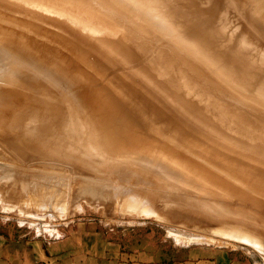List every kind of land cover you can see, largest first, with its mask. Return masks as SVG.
<instances>
[{
    "label": "rangeland",
    "instance_id": "1",
    "mask_svg": "<svg viewBox=\"0 0 264 264\" xmlns=\"http://www.w3.org/2000/svg\"><path fill=\"white\" fill-rule=\"evenodd\" d=\"M22 1L23 0H11V1L10 0H7V1L6 0H0V18L2 17L0 19L1 20L0 24L2 23L1 24L2 26H0V29L2 30L3 28H5L3 30V31H5L7 28V31H10L9 28H11V29H14L13 31H15L16 29L19 28L18 30L20 31V33L18 30H16V31H18L19 34L15 31L17 33V39L19 38L20 35H22V37H20V39L15 40L16 36L13 37L12 35L13 34L16 35V33H13V31L12 32L10 31V32H4V34H3V32L1 33V30H0V34L4 35V36H2L3 39L9 33L11 34L12 38L10 40V44L12 47L9 44L10 38H8L10 36V34L8 37L6 36L7 39L5 37L6 42H7V40H8V42L6 43L2 39L1 40L2 43H0V46H3L4 44H9V45H6V47L8 50H10V48L12 50L13 46H14V48L15 47L18 48L19 46L17 43H21V41L23 42L24 39H26V42L25 41H24L25 43L23 42L24 44L21 43L24 46L26 43H28L27 42V39H28L30 44L28 43L25 46H28V45L31 46V44L33 45L36 42L35 43L36 48H35V46H32V47L28 46V47L29 48L34 47L36 50L34 48H33V50H35V53H37V54H38V52L41 51L38 55L37 54L36 55L38 56V58L43 57L47 62H49L47 65L46 64L47 62L44 61V59L41 60V61H44V64H46L47 67L50 66L51 64H54L53 61L57 57H59V58L55 60L56 62L59 59H61L62 57L64 59L68 60L72 64V66L69 67L68 72H71V76L76 75V77L74 76L76 78V80H74L75 78L73 77L74 79L73 78L71 79L73 82L72 81L70 82V85L73 87V89H72L73 91L71 90V93L72 94L76 93V94H74V96H73V97H75V99L74 98L72 99V97H70V95H68V98H70L69 99L70 101L68 99L64 100V98H62V97L59 98L58 96H52L49 98V100L48 99L46 100L47 103H45V104L40 103V102H34V104H30L28 106L25 105V107H24V106H22V105H24V101H22L23 102V104H22V102H18V100H15L17 102H11V105L9 103V106H8L9 108H7V109H5V107H4V105H6V103L3 105V108H4L3 112L9 111V113L6 115V117L9 119H5V120H9L8 123L10 125L8 123H3L4 121L3 122L0 121V123H1V125H0V129H1L0 130V234L8 236V237H12V238L23 237L25 239H32L34 237V238H41L43 240H54V239L63 237L64 235L72 234L75 231L82 229V230H86L87 232L88 231L89 232L90 231H98L101 234H104L106 238H109L110 240H113L117 243H120L121 249L123 252L132 254V253H138L140 251H145L147 254H149L153 257L154 264H206L209 261L216 263V264H264V188H263L264 187V180H263L264 179V165H263V162L261 163V160L263 161L264 157H261L259 155L260 158H263V159H260V158H256V155H254L255 157L253 155H252V157L247 156L249 154L246 155L248 158L245 155L243 156L242 154L244 152L246 153L249 150V152L251 154L252 151H250V149H247L245 146H243V149L245 147V149L247 151H243L242 147H241L242 144L238 143L240 141H236L237 138H234V139H236V140H234V139H231L229 136L226 137L225 134L224 135L226 137V141L229 140V142L227 141L228 143H230V141L233 140L231 143L236 141L235 143H238L239 145L241 144V146H240V151H239V148H237L239 145L237 147H235V143H233L234 148L235 149L237 148L238 152H235V151H237V149H236L233 152L234 155L229 154V153H224V152H229L232 149L231 147H233V145L232 144H229L230 146L228 145V147L231 148V149L229 148L230 150H228V147H227L228 151H226V150L222 151L223 148H222V150H220L217 146L218 145L217 143H219L218 140H217L218 141L217 143L215 142L216 140L211 142L212 141L211 139H215L216 137L218 139V136H216L215 134L210 136L211 132H212V134L214 133V131H212V129L210 127L205 126V128H207V130H206L204 128V126H201L207 132L211 131V132H208L209 133L208 135H206V136H210L209 138L206 136H203V134L205 133L204 129L200 131V129H202V128H199L200 126L197 125V123H198L197 121H196L197 123H194L192 118H189L188 116L185 117V115H183V114L177 115L176 110L179 108V106H174L175 104H171L172 105V107H171V106H169L170 103H169V105H168V103H166L168 101V99L170 98V96H168L169 95L168 92L166 93L167 90H169V91L173 90V92H176L180 95H184V96L186 95L185 96L186 99L187 98L189 100L191 99L190 101L195 99L199 103V106H197V107L200 109H197V111L203 110V112H202L203 114H204V112L209 114V115L212 114L209 117H211V118L213 117L212 118L214 120V122L212 121L213 124H215V122H216L217 124H215V125H218L219 124L218 122H221L220 124L222 125V123H223L222 120L226 118V117H224L225 116L224 114H226V113H224L222 111H224L225 109H228L230 107L227 106L226 104L225 105L219 104L218 108H214L211 106L209 107V105L207 106V104L201 99L202 95L200 94L201 97H199L198 93L196 94V93H194V91H192V89H191L192 85L190 83H193L196 87L198 86L197 84H195L193 78L181 77L186 82H189V85L185 82L180 81V80H177V82H176V81L170 79V82H168L167 83L168 85H166L167 90H166V88L161 89L159 87H156V85H154V84H157L159 82L160 78H162V77L165 78V76L161 77L160 73L158 74V72H160V70L162 68H164V70L171 69L170 71L174 72L173 75L176 77L178 76V73H176V70L180 71L181 74H183V75L190 76V74H192L195 77L194 73L190 70V68H188V71H190L192 73H189L188 71H186L188 66L185 65L183 62H182L183 64L180 62V61H182L181 59L185 60V58L180 57L181 59H179L180 61H178L173 57L174 60H176L180 64L181 70H182L181 71L180 69H178L176 67V64L171 63L169 61H165L166 58H164L163 55H166V54H163V53H166V50L164 48H157L156 47V49L151 50L152 53L149 54V52H151V51H149L148 53L143 54V56H141L142 60L139 59V61H141V62H139V64L137 66H139L141 64L142 67L139 66L137 68V66L135 67V65H132V64H131V66H130V64L127 65V63L123 62L124 61L123 59H122L123 61L120 60V56L118 55V51H119L118 48H122L120 46V44L123 45V48L125 46L124 45L125 42H123L121 37L119 39L120 41H118L114 38L117 36L113 37L111 35L109 36V34H107V33H105V34L103 33L104 36H102V37H105L103 40H105L106 37H108L109 40L106 39L108 41L105 40L102 42L98 38L100 41L98 40V42H97V39H96V42H95L93 40L96 37L102 35L99 33V30L103 31L102 28L99 29L98 27L93 26V25H91L90 27L88 25H85V26H87L85 28L84 25H82V26L80 25L82 23L84 24L85 23L84 21H82V22L78 21L77 24H75V20L77 21V18L73 21L72 20L74 18L73 14L71 12H69V10H70L69 8L74 9L73 7L76 6V5H73L71 3V2H74L73 0L72 1L70 0V4L68 3L69 6L66 5L68 7L66 9L65 8L59 9L58 5H56V7H54V8H47L46 6H38V8H37L36 6L34 7L33 4L26 3L25 1H23L24 2L23 3ZM76 1L77 0H75V3H76ZM86 2H87V0H86ZM89 2H90V0H89ZM91 2H90V4H91ZM19 3L21 5H19ZM77 3H79V0ZM93 3H94V1H93ZM93 3L91 5L96 6ZM15 4H17V5H15ZM157 4L159 5V7L161 9L160 11H162L164 14H167V15H165L167 17L166 23L168 24V26L172 30V32H174L175 29H177V30L179 29L178 31H180V34L178 31H177L178 33H176V34H178L180 36L182 33V35L184 37V35L187 36L188 34H190L193 31V29H192L193 27H188L186 29L183 27V23H184L183 19L178 18V17H174L172 14V9L170 7L164 5L162 2H160L158 0H157ZM22 5H24V6H22ZM202 5H203V7L212 9L214 21H216L215 24H213V25H217L218 30L220 32L221 38L219 39V43L221 44V47L223 48V47L234 46V52L233 53H235V54L242 53V55L244 57H246V60L248 61L247 62V69L248 70L243 68V66L245 64L242 63L239 66V69L241 71V75L244 72H248L249 79L256 82L255 86L264 89V81L257 78L258 73L254 75L253 73H255V70L253 69V71H252L251 67L249 70V66H250L249 62L252 61L253 65H254L255 60L253 61L252 59L256 58L257 62L255 61L256 65H254V66L260 68V70H261L260 72L264 71V62L261 63V61H260V60L264 61V0H204V3ZM30 6H32V8ZM260 6H263V7H260ZM33 7L36 8V10L34 9L35 12L33 10H31V9H33ZM44 7L49 12L54 11V9H55V11H54L55 14H56V11H57V13H60V12L61 13H60L58 18L57 17L54 18L51 16V21H50L49 17L52 13H50V15L48 14L46 16L45 12L47 10H44L45 9ZM21 8H23V9H21ZM25 8L28 9L27 11H29V14H28V12H25L26 11ZM29 8H31V9H29ZM40 8L44 10L43 11L44 13L42 12V10L40 12ZM1 9H2V11H1ZM79 9H81V8H79ZM5 10H6V12H8V11L9 12L8 13L3 12ZM81 10L83 11L84 8H82ZM31 11H32V14H31ZM109 11H111L112 13H114V11L116 12V10L115 9L113 10L112 8L109 9ZM36 14H37V17L35 16ZM62 14H64V15L61 16ZM68 14L71 15V17ZM74 15H76V14H74ZM83 15H84V13H83ZM127 15H132V13L131 14L128 13ZM40 16H42V17H40ZM66 16H69L70 19H69V17H66ZM133 16L134 15H132V17L126 16V17H124L123 20L121 19L119 21L124 22V20H125V23H128L126 21V18L131 17L132 18L131 21H132L133 18L135 17V16L134 17ZM22 17L23 18L25 17V18L23 19ZM61 17L62 18L64 17L63 20H65L63 24H65L67 21L66 19H68V21L66 23V25L68 24L67 25L68 28L66 27V25H64V27H62L63 25L60 21L63 22V20ZM38 18H40V19H38ZM41 18H43V19H41ZM53 18H54V20L55 19L58 20L60 18L59 19L60 21L59 20L54 21ZM128 18H127V20H128ZM4 20H7V21H4ZM71 20L73 23L70 22ZM129 21H130V18H129ZM136 21L137 20L135 17L134 22H136ZM173 21H175V22H173ZM6 22H7V24H6ZM29 22H32V23H29ZM53 22H55V23L53 24ZM137 22L139 23V21H137ZM3 23H4V25H3ZM56 23L58 25H56ZM131 23H133V21ZM161 23L162 22L159 23V21H158V22L152 24L151 26H148L145 29V31H147L146 34H144L142 36L143 38H145L144 40H147L149 37V33L152 32L150 34V38L154 42H157L155 40L159 39V42H157L158 44H161V42L162 43L164 42L163 43L164 45H166V44L169 45L174 40L176 41L175 38H178L179 36L176 35L177 37L175 36V38H174V36H171L172 35L171 31L169 30L170 31L169 32L168 30H165L164 28H162L163 24L161 25ZM17 24H19V25H17ZM25 24L26 25L29 24V25L26 26ZM85 24H90V23H85ZM35 25H36V27H35ZM3 26H5V27H3ZM44 26H46V27H44ZM1 27H3V28H1ZM91 27L93 29H91ZM149 27H151L150 30H149ZM87 28L89 29V31L94 32V33H91V32L89 33V34H92L93 38L95 35L98 34L94 39H91L92 42L89 39V42H90L89 44H88V42H86V40H87L86 38L88 36L87 35L88 34ZM97 28H98V31H96ZM173 28H174V30H173ZM94 29H95V31H93ZM45 30H46V32H45ZM84 30L87 31V34L85 33ZM190 30H191V32H190ZM107 31H108V29H107ZM21 32H22V34H21ZM6 33H8V34H6ZM27 33H29L28 37L24 38L23 35H27ZM158 33L161 35H159ZM230 33H232L233 38H232V35H230ZM60 34H61V36H60ZM81 34L83 35L84 38L86 37L85 41L83 40ZM162 34H163V36H162ZM33 35H34V37H33ZM154 35L156 36V38ZM89 37H90V35L88 36V38ZM152 37H154L155 39L153 40ZM168 37H169V39H167ZM21 39H23V40H21ZM231 39L233 42H231ZM241 39L244 40L245 42L241 41ZM111 40H113V41L115 40L116 42L118 41L117 43L120 47L116 44V42L114 45ZM11 41H12V43H11ZM63 41H65V42H63ZM71 41L73 42L74 45L72 44ZM175 41H174V43L171 44V47H172V45L177 46V43ZM227 41H228V43H227ZM75 42H78V43H75ZM91 43H95V45H94L95 47L93 46V44L91 45ZM192 43L196 44L195 41H193ZM245 43L247 46L245 45ZM12 44H14V45H12ZM21 44H19V45H21ZM75 44H76V46L80 45L82 47H86V46L87 47H86V49H83L82 47H78V46H77L78 48H76ZM163 44H161V45H163ZM90 45H91V47H94V48L98 47V48L96 49V51H93L95 49L94 48L90 49L89 48ZM200 45L203 46V43L201 42ZM242 45H244L246 48L243 47ZM38 46L40 48H38ZM47 46H48V49H50L49 51H51V53L49 51H47L49 53L44 54V53H46L45 51L48 50ZM115 46L116 47L118 46V48H116ZM28 47H26V48H28ZM43 47H44L45 51L42 50ZM112 47L114 48V50L116 48V50L114 51ZM29 48H28V50H29ZM79 48L82 51L84 50L87 53H89L88 51L92 50L93 54L96 52L95 57H97V56L99 57L100 63H103V64L107 63L106 64L107 66L109 63L110 66H108V73H110V75L108 77H104V75H102L101 72H99L98 70L96 71L95 68L93 69V66H91V64L86 63V57L84 54L85 52L83 53ZM87 48H89V49H87ZM19 49H20V47H19ZM33 50L31 49V51H33ZM69 50L71 52H69ZM123 50H125V49H123ZM163 50H164V52H163ZM220 50L221 49L219 47H216L215 50H210L207 54L208 59L211 57V59L214 58L216 60V62H218V64L220 63L219 67H221L223 72L227 71V70H225L226 68L230 69V70H235V73L237 75H239L238 77H240L239 71L236 69V66L232 61H229V60L220 61L221 60L219 58ZM100 51L103 53H105L107 51L104 54L106 56L105 57L106 59L102 60L103 56L101 57L100 55L103 53H100ZM98 52L100 55L99 54L97 55ZM52 53H53V56H52ZM90 53L92 56H90L89 58L91 59L93 57V54H92V52H90ZM201 53L200 54L198 53V54L203 55V52H201ZM54 54H56V56ZM208 55H210V56H208ZM251 55H253L252 56L253 58L250 57ZM44 56L46 58L48 56H50V57H48L46 59ZM133 56L135 58H137L134 54H133ZM203 56H205V55H203ZM52 57L54 60L50 59ZM66 57H68V58H66ZM100 57L102 58L101 60H100ZM144 57H146V58H144ZM148 57L151 61L153 60L154 62L149 61ZM207 57L205 56L206 61H205V59L202 58V60H200V62H197L198 63L196 65L197 69L195 68L196 70H198V72L201 71L202 75L204 73V76L210 74L209 72H208L209 74L206 73L208 69H209L208 71H210V72L216 71V68H214L215 66L209 65L207 63ZM110 58H112V59H110ZM157 58H160V60ZM216 58H218L220 60H218ZM48 59L50 61H48ZM143 59H145L147 61H145ZM154 59H156L157 61H155ZM94 60L98 61V58H96ZM107 60H110V61H107ZM60 61H62V59ZM60 61H59V63L57 62L59 64V66H57L58 64L56 62H55L56 65L54 64L53 66H57V68L60 67V69H61L62 63ZM148 61H149L150 66L147 63ZM157 62H158V64H157ZM222 62H224V63H222ZM3 63L5 64L7 62H5L4 60H0V66ZM145 63H147V64L145 65ZM152 63H154V65ZM159 63H161L162 65L160 66ZM232 63H233V65H232ZM60 64H61V66H60ZM144 65H145V68H144ZM151 65L154 67L156 65H157V67L159 66L160 68L158 67V69H160V70H156L155 68H157V67H155L153 69V67ZM53 66L51 65V67H53ZM125 66H127V67H125ZM260 66H263V67H260ZM122 67H124V70L122 69ZM148 67L149 68L151 67V68L149 69ZM198 67L202 68L203 70L198 69ZM48 68H50V67H48ZM136 68H137V71H136ZM206 68H207V70H206ZM62 69H63V67H62ZM147 69L149 72L148 71L146 72ZM128 70H130V71H128ZM138 70L139 71L144 70V71H141V74H139ZM150 70H151V72H150ZM152 70H153V72H152ZM76 71L79 74L78 73L76 74ZM142 72H143V74H142ZM145 72L147 74L148 73L151 74V77L153 75L154 76L150 79L149 78L150 75L145 74ZM72 73H74V74H72ZM126 73H127V75H126ZM3 74H4V72H3V69L1 66L0 67V83L5 84L6 83L5 80H3L1 78V77H3ZM86 75H87V77H86ZM88 75H89V77H88ZM146 75H147V77L145 80L143 77ZM253 75H254V77H253ZM114 76H116V77L120 76L122 78H125L124 80L123 79L122 80H123V84H125L129 87V91H128L129 93L127 92V95L120 94L119 91L114 89V87L111 83V79H110L111 77H114ZM206 77H208V76H206ZM148 78H149V82H151L153 80V78L154 79L156 78V79H155V81L151 82L152 84L151 83L149 84L147 81ZM80 79H82V80H80ZM197 79H199V78H197ZM140 80L147 82L149 88L147 89L145 87V90L142 91L144 89L142 87V85L144 86L145 83L142 82L143 84L138 85L141 83ZM87 81H90V82H87ZM153 82H154V84H153ZM202 82H204L206 85H208L210 81L207 80V81H202ZM71 83H73V84H71ZM259 83H261V84L257 85ZM2 84H0V87H1L0 92L3 89H5L6 86H9L8 83L5 84V86ZM128 84H130V85H128ZM70 85H68L69 86V88H68L69 92L66 89L65 91H63V94H65V93L69 94L70 93V89H71ZM73 85H75V87ZM224 85L225 84H223L222 86H224ZM261 85H263V86L261 87ZM80 86H81V89L79 88ZM87 86L88 87L90 86L92 88H90V87L87 88ZM212 86H215V85L212 84ZM220 86H221V84L220 85L218 84V87H216V88L220 89L218 91L221 92V90L224 89V87H222V86L220 87ZM82 87L84 90L86 88V91L88 90L89 92H86L84 90L82 91ZM141 87H142V90H141ZM163 87H165V86H163ZM171 87L174 89H172ZM6 88H8V87H6ZM17 88H19V85L17 86ZM105 88H106V91H105ZM158 88H159V92H165L166 95L163 93V95L160 96V93L158 92ZM227 88L228 87H226V89ZM226 89L223 90L222 94L224 96L225 95L228 96L232 100L237 101V98L231 97V94L232 95L234 94L233 91H229L230 88H228L229 90H226ZM21 90H24V89H21ZM80 90H81V92H80ZM95 90H101V91L97 92ZM161 90H163V91H161ZM164 90H166V91H164ZM258 90L252 89L253 93L252 92H250V93L252 95L256 96ZM77 91L82 93V94H85L86 97L83 96L82 94L78 93ZM254 91H256L255 94H254ZM24 92H27V90H24ZM104 92L106 94H104ZM107 92H109V93L107 94ZM96 93H98V94H96ZM110 93L112 94V96H110L111 95ZM146 93L149 94V100H151V101L153 100L152 104L157 105L161 110H162V108H166V110L163 109L164 113L167 111L165 115H168L171 117H173V115L177 116L176 119L179 120V123L178 124L176 123L177 126H176L175 130L171 129L172 127L169 126V124L166 122H165V124H161V126L159 125L160 126L159 127L158 123L155 122L156 120L155 121L153 120V119H156L155 114H152L153 117L150 119H148L145 116V113H144L145 112L144 110L146 108L145 103H148V101H144L145 103L142 106L141 105L139 106L138 100L143 101V98H145ZM156 93H157V96H155ZM87 96H88V98H87ZM165 96L169 97V98L166 99ZM217 96H219V95H217ZM117 97H119V99ZM171 98L169 100H171ZM174 98H176V97H174ZM174 98H172V100H175ZM50 99H52V100L50 101ZM110 99H111V102H110ZM195 100H194V102L196 103V105H198V103ZM71 101H73V102H71ZM0 102H1V100H0ZM62 102L64 104H62ZM237 102L239 104V105L237 104L238 106H244V107L247 106L243 102L242 103L240 101H237ZM57 103H59V104H57ZM47 104H49V105H47ZM60 104H62V105H60ZM117 104L119 107L117 106ZM1 105H2V102H1ZM15 105H16V108H15ZM75 105L77 106L76 108H75ZM90 105H91V107H90ZM112 105H113V107H112ZM114 105L116 106V108ZM203 105H204V107H202ZM11 106H13L14 108ZM40 106H41V108H40ZM58 106H61V108ZM72 106H74V107H72ZM120 106H121V109H120ZM168 106H169V108H168ZM88 107H90V108L88 109ZM140 107H141V109H140ZM249 107L250 106H247L246 109L245 108L243 109L242 107H238V110L234 111V112H237V114L246 115V117H250V116L255 115L253 111H257L258 113H260L263 110V112H264V107H263V109L260 108L262 106L254 105L253 108L250 107L251 110ZM255 107L257 109H260V112H259V110H256ZM127 108H130V109L127 110ZM84 109H87V110H84ZM18 110H20L19 111L20 113L19 112L16 113V111H18ZM89 110H90V113H89ZM100 110H103V111H100ZM130 110L132 112H130ZM204 110H207V112ZM75 111L80 112V113L75 114L74 113ZM85 112H87V115L84 114ZM121 112H124V113H121ZM70 113H72V114H70ZM81 113H83L84 115H82ZM13 114H14V116H13ZM15 115H16V119L14 118ZM17 115L22 116V117L18 118ZM41 115H43V116H41ZM81 115H82V117L83 116L86 117L84 119L85 121H83ZM112 115H114L115 117ZM3 117L4 116L2 115V113H0V120H1V118L3 120L4 119ZM129 117H131L132 119L131 118L129 119ZM174 117H173V120H174ZM229 117L232 119L236 118L234 120L229 119V121L231 123L239 122V121H236L239 119L238 117H232V116H229ZM79 118H81V119H79ZM112 118H116L117 120L121 118V121L127 120L126 122H129L130 120H132V121L133 120L134 121H137V120L143 121V119L145 118L147 120L146 122L150 125V127H152V130L155 129L152 131V135H153L154 140L150 139L151 147L155 148V146H156V148H157L155 151V154L149 153V156L146 157V155H148L147 154L148 152L145 153L143 151V153H142V150L124 151L123 153L122 152L120 153L117 146L115 147L114 144H111V141L107 137L103 136L105 134V131H106L105 125H107L109 120L110 119L112 120ZM186 118H188V119L186 120ZM176 119L174 121H176ZM226 119L228 120V117ZM153 121L157 124V126ZM180 121L183 123H181ZM83 122L86 124V127H85V124ZM93 122H95V123H93ZM176 122H178V121H176ZM16 123H17V126H15ZM189 123H191V124H189ZM33 124H35V125H33ZM242 124H245V123L242 122ZM246 124L243 127H245L244 130L246 132L249 131L248 137H249V140L251 141V143L256 142L261 147L262 146L264 147V143H263L264 138L262 137V138H259L260 141L258 140V137L260 135L259 133H262V132L257 131V130H256L257 131L256 132L254 129V126H252L251 123L249 124V122H246ZM162 125H163V127H162ZM221 125H219V126L222 127ZM223 125H224V123H223ZM6 126H8L7 129H6ZM10 126L11 127L14 126L15 129H14V127L10 128ZM187 126H189V129L191 128V130L193 128L194 132L196 131L198 133V131H199V134H201L203 136V137L201 136L202 140L201 139L198 140L197 139L198 136L196 135L197 133L195 132L196 133L195 134L193 131H192V133H194L197 137L195 135L194 136L196 138L192 137V134L190 133V131H187V130H189L187 128ZM197 126H199V127H197ZM226 126L228 128L230 127L228 125H226ZM226 126H225V129L228 130V128ZM128 127L129 128H126V132H125L127 135L130 134L129 131H132V130H130L131 126H128ZM195 127L198 128V130H196V129L194 130ZM24 128H26V129H24ZM46 128H47V130H46ZM95 128L96 129L98 128L97 131L99 130L100 132L98 131L97 135H94L91 138L90 137L88 138V136H86L87 135L86 132L94 131ZM163 128H164V130H163ZM231 128L233 129V127H230V132L232 131ZM3 129L5 130V132ZM72 129H75V130H72ZM246 129H248V130H246ZM14 130L18 131L19 133L15 132ZM22 130H24V131H22ZM29 130L30 131L33 130V133H35L36 136H37V134H40L38 138H40V136L43 137L44 132H45V134L51 132L57 138H58V136H59V138L62 137V139L65 140L66 142H68V144L73 148L72 150L75 154H77L80 157L83 156L84 158H87L88 160H91V158H95V155L96 156L101 155V157H102V155H106L109 158V160H111L112 162L114 161L115 166L114 165L108 166L107 164H104V163L98 164V163H95L93 161L91 163L93 166L90 167V166L85 165V164L82 165L79 161H77L75 163V162H71V161L69 162L67 159H60L59 158L60 156H58L56 154H51V152L47 151V149H44L39 143H37L38 142L37 140L30 141L28 139H25L24 135L28 134V132H30ZM170 130L173 132H171ZM12 131H13V133H12ZM52 131H54V132H52ZM155 131H157V132H155ZM164 131H166V132H164ZM234 131L235 130L233 129V133H235ZM188 132L190 133L189 135H188ZM207 132H206V134H207ZM14 133L15 134L17 133L19 135L17 136V134H16V135H14L15 136L14 137V136H12ZM70 133L72 135H70ZM131 133L135 137L138 136L137 138H142V137L146 136L147 131H144L143 134H142V132H139V131H133ZM144 133H145V136H144ZM241 133L243 134L244 132H241ZM241 133L239 132V134H241ZM73 134H74V136H73ZM167 134H169V135H167ZM235 134H237V133H235ZM254 134H255V136H253V137L254 138L256 137L255 139L257 141L254 138H251V139H254V141L250 139V137H252V135H254ZM22 135H23V137H22ZM163 135H166V136H163ZM171 135H173L172 136L173 138L171 137ZM213 136L214 137L216 136V137L213 138ZM243 136L246 137L245 134H243ZM243 136H241V137L244 138ZM12 137L17 139L18 140L17 142L20 145H18L14 140H13V142H11V140H9V139L10 138L12 139ZM64 137H65V139H64ZM220 137H223V135L221 133H220ZM220 137H219V139L221 141L222 138H220ZM225 137H223V140L221 141L222 143H224L223 141H225ZM228 137L230 139H227ZM175 138H177V139L175 140ZM180 138L181 139L184 138L183 140H185V142H191V143H188V145H187ZM203 138H205V139H203ZM207 138L210 139L211 141L208 142L209 140ZM242 138H238V139H242ZM178 140H181L182 141L181 143H183V145L182 144L179 145L180 141L176 142ZM227 142H225V143L228 144ZM213 143L217 144V145L215 144L216 147H213V145H214ZM222 143H221V145H223ZM225 143H224V145H225ZM108 144H109V146H107ZM191 145L194 148L191 147ZM224 145H223V147L226 148L227 145H225V146ZM184 146L185 147L187 146L186 149L184 148ZM188 148L191 149V152L193 151L194 153L192 152V154H191V152L189 151ZM207 148L210 150V153H207V154H209L210 159L208 156H205V154H204V152ZM178 149H179V151H178ZM182 149H184V150H182ZM92 150H94V151H92ZM158 150H160L162 152H164V150H167V151H169V153H175V155H177L179 153L182 156L188 155V157H185L184 161L183 160L182 161H183V163H185L189 160L190 161L189 167L191 168V166H192V168L189 169L188 165H187V168L184 167V169H182V168L179 169V168H176L174 166V164H172V163L170 165L167 164V158L161 159V157H160L161 153L160 154L157 153L159 155L156 154V152ZM241 150H242V154L239 153V152H241ZM76 151H77V153H76ZM132 152H136V153L132 154ZM249 152H247V153H249ZM195 153H197V154H195ZM222 153H224V154H222ZM214 154H215V156H214ZM253 154H257V152L253 151ZM150 155L152 156V158ZM191 155H193V156H191ZM194 155L195 156L197 155L198 157L197 156L195 157ZM210 155L212 157L217 156L218 158L219 157L220 158L218 160L216 159L217 157L213 159ZM133 156L135 158H133ZM171 156L172 155H170V157ZM234 156H236V157H234ZM239 156H240V158H239ZM129 157L131 158L130 160H129ZM148 157H150V158H148ZM157 157H159V158L157 159ZM189 157H192V158L189 159ZM257 157H258V155H257ZM146 158L148 160H146ZM154 158H156V159H154ZM182 158H184V157H181L179 159L181 160ZM194 158H196V159H194ZM200 158L203 159L205 162L201 161ZM233 158H235V159H233ZM251 158H253L252 159L253 161L251 160ZM254 158L256 159L255 161L258 160L261 163V165H258V164H260V163H258V161L254 162ZM220 159H221L220 163L222 162L221 164L219 163ZM247 159H249V160H247ZM244 160L247 162H245ZM250 160H251V163L249 162ZM128 161H132V162L134 161L135 165L132 162L128 163ZM125 162H127V163H125ZM191 162L194 165L190 164ZM240 162H241V164H240ZM138 163L140 166L138 165ZM211 163L213 164L212 166L210 165ZM224 163H225V165H223ZM227 163H230V164H227ZM128 164H129V166H128ZM132 164H133V166H136V168H138V166L140 167L139 168L140 170L136 169V171H135L136 175H135V172L133 170H131V169L135 168V167L131 168ZM230 165L232 166L231 168H230ZM194 166L196 168H198L199 171ZM213 166H215L216 168L215 167L213 168ZM222 167H224V168H222ZM235 167L238 169H240V167H241L240 171H238V169H236ZM244 168H245V170H244ZM141 169H142V171H141ZM220 169L225 171V172L232 173L231 176L226 174L228 177H227L226 181L224 180L223 184H221L223 180L222 179H221V181H219V180H220L221 173H223V175H225V172L220 171ZM229 169H230V171H229ZM246 169L251 170V172L246 170ZM137 170H139L140 173L141 172L142 173L141 174L138 173ZM145 170H147L146 171L147 173L145 172ZM182 170H184V171L182 172ZM233 170L238 171L239 173L237 172V174H235V171L233 172ZM143 171L146 174H143ZM159 171H161V173H159ZM192 171L195 174L194 173L192 174L191 173ZM163 172H165V173H163ZM186 172H187V175L184 174ZM150 173H152L153 176H151ZM166 173H167V176H166ZM257 173H258L260 178L258 177ZM138 174L140 176H138ZM156 174H158V175H156ZM196 174L198 175L199 179L196 178L197 177ZM238 174H240V175H238ZM190 175L195 177L196 178V179L194 178L195 180L198 179L199 182H197V181L195 182V180H193V177H191L192 179L190 177H188ZM223 175H221V176H223ZM234 175L237 177H235ZM246 175L247 176L249 175V176L247 178H245ZM157 176H159L160 179ZM139 177L140 178L142 177L141 180ZM154 177H156L157 179H155ZM230 177H232V178H230ZM257 177H258V179H257ZM261 177H262L263 182L261 181ZM188 178L191 180H189ZM200 178H202L203 180H201ZM210 178L211 179L214 178V179L211 180ZM236 178H239V179L241 178V180H243V182L240 181L239 179H238L239 180L238 181ZM244 180H245V182H244ZM247 180L249 181V183ZM246 181H247V183H246ZM149 182H151V183H149ZM190 182H192V183H190ZM208 182H209V184H208ZM211 184H212V186H211ZM260 184H262V186ZM252 185H255L256 187H254ZM259 187L262 189H260ZM216 195H218V196H216ZM241 200H245V201H241ZM253 202H255V203H253ZM173 203H174V205H173ZM224 205H225V208H230L229 209L230 211H235V210L240 211V213L243 215H240L238 217H241L244 219L245 226H244V224L241 225L242 223L241 224L240 223L237 224V222L234 223V222H232L233 220L232 221L230 220L231 222L230 221L228 222L227 218L225 219V217H224V215L225 216L228 215V214H226V212H223V211H225V209L222 208V206L224 207ZM232 216L235 218L237 217L235 215H232ZM234 227H236V228H234ZM249 227H251V228H249ZM229 228H231V229L234 228V229H232V231H231V229H229ZM228 230L232 234L235 231L236 235L235 234L232 235L231 233H229ZM237 235L241 236V237L250 235L251 237L254 238L253 241L258 240L259 242H261V244L260 245H253V244L247 242L246 240H241V239L237 238L236 237ZM194 240H196V241H194Z\"/></svg>",
    "mask_w": 264,
    "mask_h": 264
},
{
    "label": "bare ground",
    "instance_id": "2",
    "mask_svg": "<svg viewBox=\"0 0 264 264\" xmlns=\"http://www.w3.org/2000/svg\"><path fill=\"white\" fill-rule=\"evenodd\" d=\"M7 1V0H6ZM11 1V0H10ZM23 1H25L26 3H29V4H33L34 5V7L36 6L37 8H38V6H46L47 8H54V7H56V5H58L59 7V9L60 8H68L67 6H69L68 5V3L70 4V0H23ZM22 1V2H23ZM72 1V0H71ZM74 2H71L73 5H76V6H72L74 9H72V8H69L70 10H69V12H71L72 14H73V21L77 18V21L75 20V24H77V22L78 21H80V22H82V21H84L85 23H90V24H80L81 26L82 25H88L89 27L91 26V25H93V26H96V27H98L99 29H103V31H101V30H99V33L100 34H102V35H100V36H98V37H96L97 35H95L94 36V38H93V36H92V34H89L91 31H89V27L87 28V31H88V34H87V31H85V33L89 36L90 35V37L88 38V36H87V40L83 37V35H82V38H83V40L85 41L86 40V42H88V44L90 43L89 42V39H90V41H91V39H94L93 41H95L96 42V39H97V42H98V40L100 39L102 42L103 41H105L106 39H108V37H106V39L105 40H103L105 37H102V36H104L103 35V33L105 34V33H107V34H109V36L111 35V36H117V37H114L116 40H118V41H120L119 39H120V37L122 38V40H123V42H125L124 43V48H123V45H121L120 43V46L122 47V48H118V41L116 42L115 40L113 41V40H111L112 42H113V44L115 45V42H116V44L118 45L116 48H118L119 49V51H118V55L120 56V60H122L123 62H125V63H127V65L128 64H130V66H131V64L132 65H135V67L139 64V62H141V61H139V59H141L142 57L141 56H143V54H146V53H148L149 51H151L152 49H156V47L157 48H164L165 50H166V53H163V54H166V55H163L164 56V58H166V60L165 61H169V62H171V63H174V64H176V67L178 68V69H180L181 70V66H180V64L176 61V60H178V61H180L179 59H181L180 57H184L185 58V60H183V59H181L182 61H180L181 63L183 62L185 65H187L188 67H187V70L186 71H188V68H190V70L194 73V75H195V77L192 75V74H190V76H186V75H183V74H181V72L180 71H178V70H176V73H178V76L176 77V76H174L173 75V73L174 72H172V71H170L171 69H169V70H164V68H162L161 70L160 69H158V67H157V65L155 66V67H157V68H155L154 66H152L153 67V69L155 68L156 70H160V72H158V74L160 73L161 74V77L162 76H165V78L164 77H162V78H160V80H159V82L157 83V84H154V82H153V84L154 85H156V87H159V88H163V89H165L166 88V90H167V87H166V85H168L167 83L168 82H170V79H172V80H174V81H176L177 82V80H180V81H182V82H185V83H187L188 85H189V82H186L185 80H183L181 77H184V78H193V80H194V82H195V84H197L198 86L196 87L193 83H190L191 85V89H192V91H194V93H198L199 95V97H201L200 96V94L202 95V97H201V99L207 104V106L209 105V107L211 106V107H214V108H218V105L220 104V105H227V106H229L230 108H228V109H225L224 111H222V112H224V113H226V114H224L225 116L224 117H228V120L225 118V119H223L222 120V122L224 123V125H223V123H222V125L220 124L221 122H218L219 124L218 125H215V124H217L216 122H215V124H213V122H214V120L211 118V117H209V116H211V115H209V114H207V113H205L204 112V114L202 113L203 112V110L201 111V110H199V111H197V109H200V108H198L197 106H199V103H198V105H196V103L194 102V100H192V101H190L188 98L186 99L185 98V96L184 95H180V94H178V93H176V92H173V90H164V91H166V93L168 92V96H170V98L172 97V98H174V97H176V98H174L175 100H172V98H171V100H169L170 98L169 97H166V99L167 98H169L168 99V101L166 102V103H168V105H169V103H170V105L169 106H171L172 107V105L171 104H175L174 106H179V110L177 109L176 111V113H177V115L178 114H183V115H185V117L186 116H188L189 118H192V120L194 121V123H197V125H199V126H197V127H199V128H202V129H200V131L201 130H203L204 128H205V126H207V127H210L211 129H212V131H214V133L212 134V132L211 131H208V132H211V135L210 136H212V135H216V136H218V139H217V137L215 138L214 136H213V138H215V139H208L210 136H206V135H208L209 133L206 131L207 130V128H205L204 129V134H203V136H206V137H208L207 139L209 140L208 142H213L214 140H216L215 142L217 143L218 141H219V143H213L214 145L216 144L217 146H218V148L220 149V150H222V148H223V150L222 151H228V150H230L231 148V150L229 151V152H224V153H229V154H233V152H234V150H236L237 148H239V151H240V146H241V144H242V150L243 151H247L246 149H245V147L247 148V149H250V151H252L251 152V154H250V152H249V150L247 151V152H249V153H243L242 154V150H241V152H239V153H241L243 156L245 155H247V154H249V155H247V156H251L252 157V155L254 156V155H256V158H260V156L261 157H264V147L262 146H260L259 144H257L256 142H253V143H251V141L249 140V134H248V132H246L244 129H245V127H243L245 124H246V122H249V124L251 123L252 124V126H254V129H255V131L257 130V131H260V132H262V133H259L260 135H259V137H258V140L260 141V139L259 138H264V112H263V107H264V89L263 88H260V87H256L255 86V84H256V82L255 81H252V80H250L249 79V75H248V72H244L242 75H241V71H240V69H239V66L242 64V63H244L245 65L243 66V68L244 69H247V60H246V57H244L243 55H242V53H239V54H235V53H233L234 52V46H229V47H221V44L219 43V39L221 38V36H220V32H219V30H218V27H217V25H213V24H215V22L216 21H214V16H213V13H212V9L211 8H206V7H203V3H204V0H158V1H160V2H162L164 5H166V6H168V7H170L171 9H172V14H173V16L174 17H178V18H182L183 19V21H184V23H183V27L186 29V28H188V27H193L192 29H193V31L191 32V30H190V34H188L187 36H185L184 35V37H183V35H182V33H181V35L179 36L178 34H176V33H178L179 32V34H180V31H178L177 29H175V31L174 32H172V30L169 28V26H168V24L166 23V16L165 15H167V14H164L162 11H160L161 9H160V7H159V3L157 4V0H93L94 1V3H93V1L92 0H90V2H91V4L93 3V4H95L96 6H92L91 4H90V2H89V0H87V2H86V0L84 1V0H79V3H77L78 2V0L76 1V3H75V0H73ZM13 2V1H12ZM21 2V1H20ZM263 2V1H262ZM24 3V2H23ZM15 5H17V4H15ZM19 5H21L20 3H19ZM18 5V6H19ZM25 5V4H24ZM24 5H22V6H24ZM28 5V4H27ZM32 5V6H33ZM67 5V6H66ZM7 6V5H6ZM29 6V5H28ZM32 6H30L31 8H32ZM162 6V5H161ZM214 6V5H213ZM20 7V6H19ZM33 7V9H31V8H29V9H31V10H33L34 11V9L36 10V8H34ZM87 7V8H86ZM260 7H263V6H260ZM2 8V7H1ZM6 8V7H5ZM45 8V7H44ZM79 8H84V12L81 10V9H79ZM115 9L116 10V12L114 11V13H112L111 11H109V9ZM21 9H23V8H21ZM26 9V8H25ZM28 9H26V11L25 12H28V14H29V11H27ZM39 10V9H38ZM41 10H42V12L44 11V10H47L46 8L43 10V9H41L40 8V12H41ZM1 11H2V9H1ZM18 11V10H17ZM48 11V10H47ZM45 12V15L47 16L48 14L50 15V13H52L51 15H50V21H51V16L52 17H59V15H60V13H57V11H56V14H55V9H54V11H51V12ZM3 12H6V10L5 11H3ZM9 12V11H8ZM8 12H6V13H8ZM35 12V11H34ZM68 12V13H69ZM44 13V12H43ZM83 13H84V15H83ZM128 13H132V15H134L135 17H136V20L137 21H139V23L136 21V22H134V20H135V17L133 18V23H131L132 21H131V17H132V15H127ZM215 13V12H214ZM14 14V13H13ZM31 14H32V11H31ZM38 14V13H37ZM37 14L35 15L36 17H37ZM40 14V13H39ZM55 14V15H54ZM74 14H76V15H74ZM41 15V14H40ZM57 15V16H56ZM64 14H62L61 16H63ZM69 15V14H68ZM82 15V16H81ZM117 15V16H116ZM11 16V15H10ZM70 17H71V15H69ZM69 16H66V17H69ZM84 16V17H83ZM123 16V17H122ZM126 16H131V17H129L130 18V21H129V18H128V20H127V18H126V21L128 22V23H125V20H124V22L123 21H119V20H123L124 19V17H126ZM4 17V16H3ZM16 17V16H15ZM20 17V16H19ZM34 17V16H33ZM40 17H42V16H40ZM65 17V18H66ZM70 17H69V19H70ZM217 17V16H216ZM2 18V17H1ZM0 18V19H1ZM8 18V17H7ZM23 18V17H22ZM25 18V17H24ZM23 18V19H24ZM46 18V17H45ZM44 18V19H45ZM54 18H53V20H54ZM62 18V17H61ZM120 18V19H119ZM18 19V18H17ZM38 19H40V18H38ZM41 19H43V18H41ZM48 19V18H47ZM60 19V18H59ZM58 19V20H59ZM64 19V17L62 18V20ZM254 19V18H253ZM11 20V19H10ZM36 20V19H35ZM52 20V21H53ZM56 20V19H55ZM54 20V21H55ZM58 20H56V21H58ZM67 21H68V19H66ZM72 20L70 21V22H72ZM1 21V20H0ZM4 21H7V20H4ZM17 21V20H16ZM31 21V20H30ZM39 21V20H38ZM47 21V20H46ZM60 21V20H59ZM64 21L65 20H63V22L62 21H60L61 23H62V27H64V25H66V23H67V21H66V23L65 24H63L64 23ZM159 21V23L160 22H162L161 23V25H162V28H164L165 30H170L171 31V33H172V35L171 36H174V38H175V36L176 35H178L179 37L178 38H175L176 39V43H177V46L175 47V46H173L172 45V47H171V44L172 43H174V41L171 43V44H166V45H164L162 42H161V44H163V45H161V44H158L157 42H159V39L157 40H155V41H157V42H154V41H152V39L150 38V34L152 33H149V37H148V39L147 40H144L145 38H143L142 36L144 35V34H146V32L147 31H145V29L148 27V26H151L152 24H154V23H156V22H158ZM27 22V21H26ZM35 22V21H34ZM171 22V21H170ZM173 22H175V21H173ZM172 22V23H173ZM19 23V22H18ZM22 23V22H21ZM29 23H32V22H29ZM38 23V22H37ZM55 22H53V24H54ZM59 23V22H58ZM69 23V22H68ZM73 23V22H72ZM2 24V23H1ZM0 24V26H2ZM6 24H7V22H6ZM10 24V23H9ZM13 24V23H12ZM48 24V23H47ZM60 24V23H59ZM70 24V23H69ZM127 24V25H126ZM3 25H4V23H3ZM17 25H19V24H17ZM26 25V24H25ZM29 25V24H28ZM28 25H26V26H28ZM31 25V24H30ZM46 25V24H45ZM56 25H58L57 23H56ZM68 25V24H67ZM67 25H66V27H67ZM160 25V24H159ZM160 25V26H161ZM178 25V24H177ZM51 26V25H50ZM61 26V25H60ZM77 26V25H76ZM80 26V27H81ZM174 26V25H173ZM213 26V27H212ZM255 26V25H254ZM3 27H5V26H3ZM3 27H1V28H3ZM15 27V26H14ZM35 27H36V25H35ZM44 27H46V26H44ZM87 26H85V28H86ZM178 27V26H177ZM68 28V27H67ZM84 28V29H85ZM98 28H97V30L96 31H98ZM108 29V31H107V29ZM150 28L151 27H149V30H150ZM181 28V27H180ZM5 28H3L2 30H1V33L3 32V34H4V32H12L14 29H11V28H9L10 29V31H7V28H6V30L5 31H3ZM19 29V28H18ZM18 29H16V30H18ZM48 29V28H47ZM46 29V30H47ZM65 29V28H64ZM91 29H93L92 27H91ZM90 29V30H91ZM106 29V30H105ZM139 29V30H138ZM191 29V28H190ZM260 29V28H259ZM15 30V31H16ZM36 30V29H35ZM46 30H45V32H46ZM57 30V29H56ZM71 30V29H70ZM173 30H174V28H173ZM182 30V29H181ZM13 31V33H18V31ZM48 31V30H47ZM50 31V30H49ZM64 31V30H63ZM72 31V30H71ZM93 31H95V29L93 30ZM153 31V30H152ZM169 31V32H170ZM178 31V32H177ZM201 31V32H200ZM217 31V32H216ZM257 31V30H256ZM32 32V31H31ZM38 32V31H37ZM41 32V31H40ZM164 32V31H163ZM184 32V31H183ZM12 33V34H13ZM17 33H16V35H12L13 37L14 36H16L15 37V40L17 39ZM19 33H20V31H19ZM18 33V34H19ZM24 33V32H23ZM91 33H94V32H91ZM175 33V34H174ZM6 34H8V33H6ZM10 34V33H9ZM9 34L8 35H6L7 37L9 36ZM21 34H22V32H21ZM25 34V33H24ZM28 34L29 33H27V35H23L24 36V38H26V37H28ZM50 34V33H49ZM157 34V33H156ZM159 34V33H158ZM258 34V33H257ZM1 36H0V41L3 39V37L2 36H4V35H2V34H0ZM66 35V34H65ZM80 35V36H81ZM94 35V34H93ZM159 35H161V34H159ZM230 35H232V33H230ZM5 36V37H6ZM10 36H11V34H10ZM8 37V38H10L9 39V44H10V40H11V38H12V36L11 37ZM59 36V35H58ZM60 36H61V34H60ZM85 36V35H84ZM108 36V35H107ZM147 36V35H146ZM145 36V37H146ZM155 36V35H154ZM162 36H163V34H162ZM2 37V38H1ZM5 37H4V42H6V39H7V37H6V39H5ZM20 37H22V35H20L19 36V38L18 39H20ZM33 37H34V35H33ZM49 37V36H48ZM66 37V36H65ZM92 37V38H91ZM166 37V36H165ZM177 37V36H176ZM184 39H183V38ZM23 38V39H24ZM99 38V39H98ZM102 38V39H101ZM153 38V40L156 38V36H155V38L154 37H152ZM161 38V37H160ZM190 38V39H189ZM232 38H233V35H232ZM237 38V37H236ZM262 38V37H261ZM14 39V38H13ZM17 39V40H18ZM23 39H21V40H23ZM47 39V38H46ZM55 39V38H54ZM58 39V38H57ZM167 39H169V37L167 38ZM14 40V41H15ZM20 40V41H21ZM49 40V39H48ZM60 40V39H59ZM58 40V41H59ZM99 40V41H100ZM109 40V39H108ZM108 40H106V41H108ZM172 40V39H171ZM223 40V39H222ZM13 41V40H12ZM12 41H11V43H12ZM24 41L26 42V39H24ZM23 41V42H24ZM39 41V40H38ZM50 41V40H49ZM75 41V40H74ZM193 41H195L196 42V44L195 43H192ZM241 41H244V40H242L241 39ZM7 42H8V40H7ZM6 42V43H7ZM22 41H21V43H23ZM24 42V43H25ZM27 42L30 44V42L28 41V39H27ZM33 42V41H32ZM63 42H65V41H63ZM68 42V41H67ZM72 42V41H71ZM92 42V41H91ZM201 42L203 43V46H201L200 44H201ZM231 42H233L232 41V39H231ZM230 42V43H231ZM245 42V41H244ZM263 42V41H262ZM0 43H2V41L0 42ZM21 43H17L18 44V46L20 47V49H19V47L18 48H14V46H13V48H12V50H11V48H10V50H8L7 49V47H6V45H9V44H4L3 46H0V60H4L5 62H7V63H3V64H1V66H2V69H3V72H4V74H3V77H1L3 80H5V84H9V86H6V87H8V88H6L5 87V89H3L1 92H0V100H1V102H2V105H1V102H0V113H2V115L4 116L3 118V120H2V118H1V120L0 121H4L3 123H8V121L9 120H5V119H9V118H7L6 117V115L9 113V111H5V112H3V110H4V108H3V105L6 103V105H4V107H5V109H7V108H9L8 106H9V103H10V105H11V102H17V101H15V100H18V102H22V101H24V105H22V106H24L25 107V105H30V104H34V102H40V103H43V104H45V103H47V99L49 100V98L50 97H52V96H58L59 98L60 97H62V98H64V100L65 99H70V98H68V95H70V97H72V99L74 98L75 99V97H73L74 96V94H76V93H74V94H72L71 93V90L73 89V87L70 85V82L72 81L71 79L75 76L76 77V75H72L71 76V72H68L69 71V67L70 66H72V64H71V62H69L68 60H66V59H64L63 57L61 58L62 59V61H60L61 59H59L57 62L59 63V61L62 63V66H61V64H60V66H61V69H60V67L59 68H57V66H59V64L55 61L56 59H58L59 57H57L55 60L53 59V57L52 58H50L51 60L53 59L54 61H53V63L55 64V62L58 64L57 66H53L54 64H51L53 67H51V65L50 66H48V67H50V68H48L47 67V65H48V63L49 62H47L43 57L42 58H38V54L41 52H38V54L37 53H35V48H36V42L32 45L31 44V46L30 45H28V46H30V47H32V46H35V50H33V48H29L28 46H25L26 44H28V43H26L24 46H23V44H21ZM75 43H78V42H75ZM168 43V42H167ZM225 43V42H224ZM227 43H228V41H227ZM243 43V42H242ZM19 44H21V45H19ZM57 44V43H56ZM70 44V43H69ZM72 44H73V42H72ZM93 44V46L95 45V43H91V45ZM107 44V43H106ZM123 44V43H122ZM12 45H14V44H12ZM40 45V44H39ZM46 45V44H45ZM60 45V44H59ZM67 45V44H66ZM74 45V44H73ZM82 45V44H81ZM84 45V44H83ZM91 45H90V49H93L94 47H91ZM98 45V44H97ZM100 45V44H99ZM245 45H246V43H245ZM10 46H11V44H10ZM78 46V45H77ZM76 46V44H75V47L76 48H78V47H82V46H78L77 47ZM119 46V47H120ZM243 47H245L244 45H242ZM247 46V45H246ZM12 47V46H11ZM26 47H28L29 48V50H28V48H26ZM52 47V46H51ZM64 47V46H63ZM62 47V48H63ZM87 47V46H86ZM86 47H82L83 49H86ZM100 47V46H99ZM216 47H219L221 50H220V53H219V58L221 59H218V58H216V59H218V60H220V61H222V60H229V61H232L234 64H235V66H236V69L239 71V74H240V77H238L239 75H237L236 73H235V70H230V69H225V70H227V71H225V72H223V70L221 69V67H219V64H218V62H216V60L214 59V58H212L211 59V57L208 59V57H207V54H208V52L210 51V50H215L216 49ZM240 47V46H239ZM38 48H40L39 46H38ZM70 48V47H69ZM68 48V49H69ZM89 48H87V49H89ZM98 47H96V48H94L95 50H93V51H96V49H97ZM113 48V47H112ZM116 48H115V50H116ZM246 48V47H245ZM31 49L34 51H31ZM47 49H48V46H47ZM80 49V48H79ZM78 49V50H79ZM109 49V48H108ZM123 49H125V50H123ZM199 49V50H198ZM202 49V50H201ZM28 50V51H27ZM38 50V49H37ZM42 50H44V47H43V49ZM50 49H48V50H44L46 53H44V54H48L49 52L51 53V51H49ZM54 50V49H53ZM71 50V49H70ZM69 50V52H71ZM81 50V49H80ZM100 50V49H99ZM113 50H114V48H113ZM114 50V51H115ZM47 51H49V52H47ZM55 51V50H54ZM82 51V50H81ZM88 51V50H87ZM93 51L92 50H90V51H88L89 53H87V52H85L84 50L82 51L84 54H85V57H86V63H88V64H91V66H93V69L95 68V70L97 71H99V72H101L102 73V75H104V77H108L109 75H110V73H108V66H110L109 65V63H108V66L106 65V64H103V63H100L99 62V57L97 56L98 54H99V52L97 53V57H95V53L93 54ZM110 51V50H109ZM112 51V50H111ZM116 51V52H117ZM157 51V50H156ZM90 52H92V54H93V59L91 58H89L90 56H92L91 55V53ZM105 52V51H104ZM107 52V51H106ZM105 52V53H106ZM163 52H164V50H163ZM201 52H203V55H205L206 57H207V63L209 64V65H212V66H215L214 68H216V71H212V72H210V71H208L207 70V68H206V70H207V72L206 73H208L209 75H206V76H208V77H206V76H204V73H203V75H202V73H201V71H199L198 72V70H196L197 69V62H200V60H202V58L203 59H205V56H203V55H199ZM42 53V54H43ZM81 53V52H80ZM100 53H103V52H101L100 51ZM105 53H103V54H99L101 57H100V60L102 59V60H104V59H106L105 57ZM150 53H152V51L151 52H149V54ZM199 53V54H198ZM37 54V55H36ZM72 54V53H71ZM133 54L137 57V58H135L134 56H133ZM148 54V55H149ZM202 54V53H201ZM41 55V54H40ZM51 55V54H50ZM55 56H56V54H54ZM62 55V54H61ZM147 55V56H148ZM153 55V54H152ZM256 55V54H255ZM43 56V55H42ZM52 56H53V53H52ZM54 56V57H55ZM59 56V55H58ZM63 56V55H62ZM84 56V55H83ZM110 56V55H109ZM145 56V55H144ZM154 56V55H153ZM159 56V55H158ZM198 56V57H197ZM208 56H210V55H208ZM249 56V55H248ZM253 55H251L250 57H252ZM45 57V56H44ZM48 57H50V56H48ZM47 57V58H48ZM116 57V56H115ZM156 57V56H155ZM176 59V60H174V58ZM255 57V56H254ZM259 57V56H258ZM257 57V58H258ZM46 58V57H45ZM46 58V59H47ZM66 58H68V57H66ZM96 58H98V61H95L94 59H96ZM144 58H146V57H144ZM253 58V57H252ZM42 59H44V61H46L47 63V65L46 64H44V61H41ZM110 59H112V58H110ZM118 59V58H117ZM148 59H149V57H148ZM157 59H159L160 60V58H157ZM162 59V58H161ZM40 60V61H39ZM81 60V59H80ZM142 60V59H141ZM143 60H145V59H143ZM155 61H157L156 59H154ZM163 60V59H162ZM217 60V61H218ZM253 61L255 60H257L256 58L255 59H252ZM260 60V59H259ZM48 61H50L49 59H48ZM84 61V60H83ZM107 61H110V60H107ZM114 61V60H113ZM145 61H147V60H145ZM144 61V62H145ZM149 61H151L150 59H149ZM149 61L147 62L148 63V65L150 66V64H149ZM153 61V60H152ZM151 61V62H152ZM204 61V60H203ZM205 61H206V59H205ZM255 61H254V65H256L255 64ZM261 61V63H263L264 61H262V60H260ZM52 62V61H51ZM85 62V61H84ZM102 62V61H101ZM143 62V61H142ZM154 62V61H153ZM159 62V61H158ZM158 62H157V64H158ZM257 62V61H256ZM74 63V62H73ZM79 63V62H78ZM112 63V62H111ZM147 63H145V65L147 64ZM182 63V64H183ZM222 63H224V62H222ZM233 63H232V65H233ZM71 64V65H70ZM153 65H154V63H152ZM156 64V63H155ZM160 64V66L162 65L161 63H159ZM56 65V64H55ZM145 65H144V68H145ZM200 65V64H199ZM250 65V66H249ZM249 70H250V67L252 68V71H253V69L255 70V73H253L254 75L255 74H257V78L258 79H260V80H263L264 81V71H262V72H260L261 70H260V68H258V67H256V66H254L253 65V62L251 61V62H249ZM262 65V64H261ZM0 66V67H1ZM121 66V65H120ZM119 66V67H120ZM139 66H141V64L139 65ZM139 66H137V68L139 67ZM202 66V65H201ZM246 66V67H245ZM62 67H63V69H62ZM125 67H127V66H125ZM142 67V66H141ZM169 67V66H168ZM205 67V66H204ZM203 67V68H204ZM211 67V66H210ZM260 67H263V66H260ZM72 68V67H71ZM121 68V67H120ZM137 68H136V71H137ZM143 68V69H144ZM149 68V67H148ZM151 68V67H150ZM149 68V69H150ZM160 68V67H159ZM196 68V69H195ZM212 68V67H211ZM76 69V68H75ZM122 69L124 70V67H122ZM142 69V68H141ZM198 69H202V68H199L198 67ZM213 69V68H212ZM73 70V69H72ZM78 70V69H77ZM196 70V71H195ZM203 70V69H202ZM248 70V69H247ZM71 71V70H70ZM80 71V70H79ZM128 71H130V70H128ZM133 71V70H132ZM141 71H144V70H138V72H139V74H141ZM148 71V69L146 70V72ZM182 71V70H181ZM74 72V71H73ZM135 72V71H134ZM145 72V74H147ZM149 72V71H148ZM150 72H151V70H150ZM152 72H153V70H152ZM156 72V71H155ZM154 72V73H155ZM189 73H192V72H190V71H188ZM260 72V73H259ZM75 73V72H74ZM74 73H72V74H74ZM78 72L76 71V74H77ZM88 73V72H87ZM129 73V72H128ZM131 73V72H130ZM79 74V73H78ZM118 74V73H117ZM142 74H143V72H142ZM180 74V75H179ZM83 75V74H82ZM92 75V74H91ZM126 75H127V73H126ZM147 75H150L149 76V78L151 79L152 77H151V74H147ZM147 75L146 76H144L143 78L146 80V77H147ZM156 75V74H155ZM197 75V76H196ZM254 75H253V77H254ZM121 76V75H120ZM116 77V76H114V77H109L110 79H111V83H112V85H113V87H114V89H116L117 91H119L120 92V94H124V95H127V92L129 91V87L127 86V85H125V84H123V80L125 79V78H122V77ZM123 76V75H122ZM160 76V75H159ZM251 76V75H250ZM74 77V78H75ZM84 77V76H83ZM86 77H87V75H86ZM88 77H89V75H88ZM124 77V76H123ZM252 77V76H251ZM73 78V79H74ZM78 78V77H77ZM149 78L147 79V81H148V83L150 84L152 81H155V79L153 78V80L151 81V82H149ZM197 78H199V79H197ZM84 79V78H83ZM123 79V80H122ZM74 80H76V78L74 79ZM80 80H82V79H80ZM139 80V79H138ZM207 81V80H209L210 82H209V84L208 85H206L204 82H202V81ZM255 80V79H254ZM141 81V83L140 84H138V85H141V84H143V83H145L144 84V86L142 85V87L144 88L143 90H142V87H141V90L142 91H144L145 90V87L148 89L149 88V86H148V84H147V82H145V81H142V80H140ZM139 81V82H140ZM200 83H199V82ZM73 82V81H72ZM76 82V81H75ZM74 82V83H75ZM87 82H90V81H87ZM143 82V83H142ZM175 82V83H176ZM217 84H216V83ZM92 83V82H91ZM173 83V82H172ZM0 84H2V83H0ZM5 84H2V85H4L5 86ZM71 84H73V83H71ZM77 84V83H76ZM147 84V85H146ZM152 84V83H151ZM183 84V83H182ZM212 84L213 85H217L216 87H218V84L220 85L221 84V86L223 85V84H225L224 86H222V87H224V89H226V87H228V88H230V90L227 88L226 90H229V91H233V95L231 94V97L233 98V97H235V98H237V101H240L241 103L243 102V103H245L247 106H250L251 108H253L254 107V105H259V106H262V107H260V108H262L261 110H262V112H260V109H257L256 107V110H259V112L260 113H258L257 111H253L254 112V114L255 115H253V116H250V117H246V115H241V114H237V112H234V111H237L238 110V107H242L243 109L245 108L246 109V107H244V106H238L239 104H238V102L237 101H235V100H232V99H230L228 96H224L222 93H223V90L224 89H222L221 90V92L220 91H218V90H220V89H218V88H216L215 86H212ZM261 83H259V84H257V85H260ZM19 85V88H17V86ZM68 85H70L71 86V89H70V93L69 94H63V91H65L66 89H67V91L69 92V90H68V88H69V86ZM85 85V84H84ZM83 85V86H84ZM89 85V84H88ZM128 85H130V84H128ZM146 85V86H145ZM227 85V86H226ZM21 86V87H20ZM74 87H75V85H73ZM78 86V85H77ZM94 86V85H93ZM104 86V85H103ZM133 86V85H132ZM148 86V87H147ZM151 86V85H150ZM163 86H165V87H163ZM183 86V85H182ZM220 86V87H221ZM226 86V87H225ZM263 85H261V87H262ZM90 87V86H89ZM88 86H87V88H89ZM96 87V86H95ZM107 87V86H106ZM140 87V86H139ZM173 87V86H172ZM171 87V88H172ZM1 88V87H0ZM3 88V87H2ZM80 89H81V86L79 87ZM85 88V87H84ZM90 88H92V87H90ZM159 88H158V92H159ZM182 88V87H181ZM215 88V89H214ZM260 88V89H259ZM21 89H24V90H27V92H24V90H21ZM77 89V88H76ZM75 89V90H76ZM95 89V88H94ZM98 89V88H97ZM172 89H174V88H172ZM252 89H256V90H258V92H257V94H256V96H254V95H252L250 92H252L253 93V91H252ZM84 89H83V87H82V91H83ZM140 90V91H141ZM73 91V90H72ZM84 91H86V88H85V90ZM95 91H101V90H95ZM105 91H106V88H105ZM108 91V90H107ZM161 91H163V90H161ZM175 91V90H174ZM78 92V91H77ZM80 92H81V90H80ZM80 92H78V93H80ZM86 92H89L88 90L86 91ZM85 92V93H86ZM94 92V91H93ZM173 94H171V93ZM225 92V91H224ZM228 92V91H227ZM226 92V93H227ZM255 92L256 91H254V94H255ZM95 93V92H94ZM100 93V92H99ZM103 93V92H102ZM109 92H107V94H108ZM129 93V92H128ZM160 93V96H162L163 95V93L165 94V92H159ZM230 93V92H229ZM80 94H82V93H80ZM96 94H98V93H96ZM95 94V95H96ZM101 94V93H100ZM104 94H106L105 92H104ZM111 94V93H110ZM172 96H171V95ZM182 94V93H181ZM83 96H85V94H82ZM115 95V94H114ZM166 95V94H165ZM175 95V96H174ZM217 95H219V96H217ZM229 95V94H228ZM81 96V95H80ZM90 96V95H89ZM97 96V95H96ZM110 96H112V94L110 95ZM142 96V95H141ZM155 96H157V93H156V95ZM174 96V97H173ZM230 96V95H229ZM77 97V96H76ZM82 97V96H81ZM80 97V98H81ZM86 97V96H85ZM87 98H88V96H87ZM107 98V97H106ZM118 99H119V97H117ZM146 98V99H145ZM145 98H143V101L142 100H138V105L140 106H142L145 102L144 101H148V103H145L146 104V108H145V116L148 118V119H150V118H152L153 116H152V114H155L156 115V119H153L156 123H158V126L160 125L161 126V124H165V122L166 123H168L169 124V126H171L170 128L171 129H176V126H177V124L179 123V120H177L176 118H177V116L176 115H173V117H174V120L176 119V121H178V122H176V121H174L173 120V117H171V116H168V115H165L166 114V112L164 113V110H166V108H162V110L157 106V105H154V104H152V102H153V100L151 101V100H149V94H147L146 93V96H145ZM53 99V98H52ZM52 99H50V101L52 100ZM96 99V98H95ZM102 99V98H101ZM112 99V98H111ZM111 99H110V102H111ZM151 99V98H150ZM177 99V100H176ZM67 100V101H68ZM85 100V99H84ZM70 101V100H69ZM98 101V100H97ZM114 101V100H113ZM166 101V100H165ZM235 101V102H234ZM71 102H73V101H71ZM81 102V101H80ZM87 102V101H86ZM100 102V101H99ZM142 102V103H141ZM54 103V102H53ZM56 103V102H55ZM78 103V102H77ZM76 103V104H77ZM82 103V102H81ZM85 103V102H84ZM88 103V102H87ZM103 103V102H102ZM107 103V102H106ZM155 103V102H154ZM240 103V104H241ZM22 104H23V102H22ZM57 104H59V103H57ZM62 104H64L63 102H62ZM62 104H60V105H62ZM104 104V103H103ZM108 104V103H107ZM111 104V103H110ZM177 104V105H176ZM179 104V105H178ZM238 104V105H237ZM47 105H49V104H47ZM56 105V104H55ZM67 105V104H66ZM69 105V104H68ZM84 105V104H83ZM57 106V105H56ZM82 106V105H81ZM88 106V105H87ZM115 106V105H114ZM117 106H118V104H117ZM125 106V105H124ZM161 106V105H160ZM169 106H168V108H169ZM217 106V107H216ZM11 107H13V106H11ZM21 107V106H20ZM23 107V108H24ZM58 107H60L61 108V106H58ZM72 107H74V106H72ZM77 106L75 105V108H76ZM90 107H91V105H90ZM90 107H88V109L90 108ZM101 107V106H100ZM112 107H113V105H112ZM119 107V106H118ZM201 107V106H200ZM202 107H204V105L202 106ZM201 107V108H202ZM249 107V108H250ZM14 108V107H13ZM15 108H16V105H15ZM40 108H41V106H40ZM55 108V107H54ZM74 108V109H75ZM79 108V107H78ZM86 108V107H85ZM115 108H116V106H115ZM124 108V107H123ZM227 108V107H226ZM251 108H250V110H251ZM11 109V108H10ZM53 109V108H52ZM67 109V108H66ZM120 109H121V106H120ZM128 109H130V108H127V110ZM140 109H141V107H140ZM164 109V110H163ZM241 109V108H240ZM248 109V108H247ZM13 110V109H12ZM76 110V109H75ZM79 110V109H78ZM82 110V109H81ZM84 110H87V109H84ZM94 110V109H93ZM213 110V109H212ZM216 110V109H215ZM20 110H18V111H16V113L17 112H19ZM61 111V110H60ZM80 111V110H79ZM100 111H103V110H100ZM105 111V110H104ZM112 111V110H111ZM120 111V110H119ZM125 111V110H124ZM201 111V112H200ZM204 111H206L207 112V110H204ZM11 112V111H10ZM43 112V111H42ZM72 112V111H71ZM82 112V111H81ZM99 112V111H98ZM115 112V111H114ZM118 112V111H117ZM126 112V111H125ZM130 112H132L131 110H130ZM221 112V113H222ZM14 113V112H13ZM20 113V112H19ZM22 113V112H21ZM67 113V112H66ZM75 114L76 113H80V112H74ZM89 113H90V110H89ZM112 113V112H111ZM119 113V112H118ZM121 113H124V112H121ZM127 113V112H126ZM70 114H72V113H70ZM82 115H84V114H86L87 115V112H85L84 114L83 113H81ZM108 114V113H107ZM131 114V113H130ZM133 114V113H132ZM135 114V113H134ZM229 114V115H228ZM19 115V114H18ZM17 115V116H18ZM35 115V114H34ZM82 115H81V117H82ZM89 115V114H88ZM111 115V114H110ZM125 115V114H124ZM172 115V114H171ZM217 115V114H216ZM219 115V114H218ZM13 116H14V114H13ZM41 116H43V115H41ZM54 116V115H53ZM105 116V115H104ZM107 116V115H106ZM112 116H114V115H112ZM122 116V115H121ZM136 116V115H135ZM138 116V115H137ZM229 116H232V117H238L239 119L238 120H236V121H239V122H237V123H231L230 121H229V119H232V118H230ZM19 117H22V116H18V118ZM49 117V116H48ZM55 117V116H54ZM70 117V116H69ZM77 117V116H76ZM94 117V116H93ZM108 117V116H107ZM115 117V116H114ZM125 117V116H124ZM127 117V116H126ZM132 117V116H131ZM131 117H129V119L131 118ZM184 117V116H183ZM184 117V118H185ZM15 119H16V115H15V117H14ZM13 118V119H14ZM32 118V117H31ZM86 117H82V119H83V121H85L84 119H85ZM138 118V117H137ZM183 118V119H184ZM39 119V118H38ZM46 119V118H45ZM64 119V118H63ZM72 119V118H71ZM79 119H81V118H79ZM98 119V118H97ZM107 119V118H106ZM105 119V120H106ZM124 119V118H123ZM132 119V118H131ZM188 118H186V120H187ZM196 119V120H195ZM234 119H236V118H233L232 120H234ZM26 120V119H25ZM43 120V119H42ZM61 120V119H60ZM92 120V119H91ZM185 120V121H186ZM191 120V119H190ZM65 121V120H64ZM73 121V120H72ZM76 121V120H75ZM80 121V120H79ZM127 121V120H126ZM126 121H124V120H122L121 121V118L120 119H116V118H112V120L110 119L109 120V122H108V124L107 125H105V129H106V131H105V134L103 135L104 137H107L110 141H111V144H114V146L116 147L117 146V148H118V150L120 151V153L122 152H124V151H136V150H142V153H143V151L145 152V153H147L148 155H146V157L147 156H149V153H154L155 154V151H156V146H155V148L154 147H151V143H150V139L151 140H154L153 139V135H152V131L153 130H155V129H153L152 130V127H150V125L146 122L147 120L144 118L143 119V121H132V120H130L129 122H126ZM153 121V122H154ZM197 121V122H196ZM213 121V122H212ZM33 122V121H32ZM51 122V121H50ZM61 122V121H60ZM77 122V121H76ZM81 122V121H80ZM154 122V123H155ZM181 122V121H180ZM190 122V121H189ZM242 122H244L245 124H242ZM27 123V122H26ZM62 123V122H61ZM84 123V122H83ZM92 123V122H91ZM93 123H95V122H93ZM155 123V124H156ZM177 123V124H176ZM181 123H183V122H181ZM180 123V124H181ZM187 123V122H186ZM9 124V123H8ZM23 124V123H22ZM29 124V123H28ZM32 124V123H31ZM36 124V123H35ZM35 124H33V125H35ZM71 124V123H70ZM85 124V123H84ZM103 124V123H102ZM188 124V123H187ZM189 124H191V123H189ZM228 125V126H230V127H233V129L235 130L234 132L235 133H237V134H235V133H233V129H232V131L230 132V127L228 128L226 125ZM0 125H1V123H0ZM7 125V124H6ZM10 125V124H9ZM12 125V124H11ZM56 125V124H55ZM97 125V124H96ZM182 125V124H181ZM180 125V126H181ZM219 125H221L222 127H220ZM247 125V124H246ZM15 126H17V123H16V125ZM30 126V125H29ZM52 126V125H51ZM83 126V125H82ZM81 126V127H82ZM128 126H131L130 127V130H132V131H129L128 129V131L130 132V134L129 135H127L125 132H126V128H129ZM156 126H157V124H156ZM159 126V127H160ZM192 126V125H191ZM196 126V125H195ZM201 126H204V128L203 127H201ZM225 126L228 128V130H226L225 129ZM12 127H14V126H12ZM11 126H10V128H12ZM68 127V126H67ZM70 127V126H69ZM85 127H86V124H85ZM84 127V128H85ZM94 127V126H93ZM102 127V126H101ZM162 127H163V125H162ZM161 127V128H162ZM167 127V126H166ZM182 127V126H181ZM8 128V126H6V129ZM49 128V127H48ZM158 128V127H157ZM168 128V127H167ZM187 128L189 129V126H187ZM14 129H15V127H14ZM24 129H26V128H24ZM28 129V128H27ZM30 129V128H29ZM32 129V128H31ZM36 129V128H35ZM42 129V128H41ZM68 129V128H67ZM80 129V128H79ZM98 129V128H97ZM97 129L95 128V130L94 131H91V132H86L87 133V135L86 136H88V138L90 137H92V136H94V135H97L98 134V131H97ZM169 129V128H168ZM198 130V128H194V130ZM209 129V128H208ZM1 130V129H0ZM4 130V129H3ZM10 130V129H9ZM8 130V131H9ZM34 130V129H33ZM33 130L32 131H30V132H28V134H26V135H24V137H25V139H28V140H30V141H34V140H37L38 142L37 143H39L44 149H47V151H49V152H51V154H56V155H58V156H60L59 158L60 159H67L69 162L71 161V162H77V161H79L82 165L83 164H85V165H88V166H93L91 163L94 161L95 163H98V164H102V163H104V164H107L108 166H110V165H114L115 166V164H114V161L112 162L111 160H109V158L106 156V155H102V157H101V155H95V158H91V160H88L87 158H84L83 156H78L77 154H75L74 152H73V148L68 144V142H66L65 140H63L62 139V137H60L59 138V136H58V138L55 136V135H53L51 132L50 133H46L45 134V132H44V135H43V137L42 136H40V138H38L39 137V135L40 134H37V136H36V134L35 133H33ZM46 130H47V128H46ZM45 130V131H46ZM50 130V129H49ZM71 130V129H70ZM72 130H75V129H72ZM104 130V129H103ZM163 130H164V128H163ZM167 130V129H166ZM222 130V131H221ZM246 130H248V129H246ZM7 131V130H6ZM15 131V130H14ZM22 131H24V130H22ZM35 131V130H34ZM55 131V130H54ZM54 131H52V132H54ZM67 131V130H66ZM102 131V130H101ZM133 131H139V132H142V134H143V132L144 131H147V133H146V136H145V133H144V136L145 137H142V138H137V137H135L134 135H132V133L131 132H133ZM171 131V130H170ZM187 131H190V133L192 134V137H194V138H196L197 136L199 137H197V139L199 140V139H201L203 136L201 135V134H199V131H198V133L196 134L194 131H193V128H192V130H191V128L189 129V130H187ZM192 131L197 135H195L194 133H192ZM256 131V132H257ZM2 132V131H1ZM4 132H5V130H4ZM15 132H17V133H19L18 131H15ZM21 132V131H20ZM47 132V131H46ZM68 132V131H67ZM71 132V131H70ZM83 132V131H82ZM100 132V131H99ZM155 132H157V131H155ZM163 132V131H162ZM164 132H166V131H164ZM171 132H173V131H171ZM183 132V131H182ZM206 132H207V134H206ZM239 132L241 133V132H244L243 134H245V136L247 137H244L243 136V134L241 133V134H239ZM252 132V131H251ZM12 133H13V131H12ZM16 133V134H17ZM24 133V132H23ZM37 133V132H36ZM40 133V132H39ZM73 133V132H72ZM168 133V132H167ZM175 133V132H174ZM189 132H188V135L190 134ZM220 133L223 135V137H225V135H226V137L227 136H229L231 139H234V138H237V140L236 139H234V140H236V141H240V142H238V143H241L240 145L238 144V143H235V142H233V143H235V147H237L238 145V147L235 149L234 148V144L233 143H231L233 140H231L230 141V143H228L229 142V140H227L226 141V137H225V141H223L224 143L225 142H227L228 144H226L225 143V145H227L226 146V148L225 147H223V145H224V143H222L221 141L223 140V137H220ZM15 133L12 135V136H14V135H16ZM55 134V133H54ZM126 134V135H125ZM184 134V133H183ZM182 134V135H183ZM225 134V135H224ZM248 134V135H247ZM257 134V133H256ZM19 134H17V136H18ZM35 135V136H34ZM70 135H72L71 133H70ZM167 135H169V134H167ZM177 135V134H176ZM179 135V134H178ZM196 137H195V136ZM67 136V135H66ZM73 136H74V134H73ZM82 136V135H81ZM84 136V135H83ZM140 136V135H139ZM163 136H166V135H163ZM173 135H171V137H172ZM180 136V135H179ZM178 136V137H179ZM191 136V135H190ZM202 136V137H201ZM241 136H243L244 138H242ZM253 136H255V134L254 135H252V137H250V139L251 138H254ZM10 137V136H9ZM15 137V136H14ZM14 137H12V139L10 138L9 140H11V142H13V140L18 144V145H20L17 141V139H15ZM22 137H23V135H22ZM38 139H37V138ZM181 137V136H180ZM187 137V136H186ZM219 137L220 138H222L221 139V141H220V139H219ZM227 138V139H230V138ZM35 138V139H34ZM76 138V137H75ZM102 138V137H101ZM173 138V137H172ZM191 138V137H190ZM212 138V137H211ZM238 138H242V139H238ZM256 138V137H255ZM254 138V139H255ZM19 139V138H18ZM64 139H65V137H64ZM80 139V138H79ZM105 139V138H104ZM177 138H175V140H176ZM181 139V138H180ZM184 139V138H183ZM183 139H181L183 142H185V140H183ZM189 139V138H188ZM192 139V138H191ZM196 139V140H197ZM203 139H205V138H203ZM254 139H251V140H253L254 141ZM99 140V139H98ZM97 140V141H98ZM181 140H178V141H176V142H179L180 141V143H179V145L180 144H182L183 145V143H181L182 141ZM202 140V139H201ZM218 140V141H217ZM256 140V139H255ZM100 141V140H99ZM257 141V140H256ZM264 141V140H263ZM262 141V142H263ZM102 142V141H101ZM100 142V143H101ZM153 142V141H152ZM170 142V141H169ZM207 142V141H206ZM35 143V142H34ZM99 143V142H98ZM106 143V142H105ZM187 145H188V143H191V142H185ZM184 143V144H185ZM221 143L223 144V145H221ZM256 143V144H255ZM264 143V142H263ZM22 144V143H21ZM32 144V143H31ZM87 144V143H86ZM175 144V143H174ZM173 144V145H174ZM229 144H232L233 145V147H228V145ZM261 144V143H260ZM88 145V144H87ZM212 145V144H211ZM213 145V147H216V145L214 146ZM224 145V146H225ZM262 145V144H261ZM30 146V145H29ZM84 146V145H83ZM86 146V145H85ZM107 146H109V144L107 145ZM154 146V145H153ZM175 146V145H174ZM210 146V145H209ZM221 146V147H220ZM230 146V145H229ZM243 146H245L244 147V149H243ZM180 147V146H179ZM187 147V146H186ZM186 147L184 146V148L186 149ZM191 147H193L192 145H191ZM212 147V146H211ZM227 147H228V150H227ZM40 148V147H39ZM91 148V147H90ZM176 148V147H175ZM181 148V147H180ZM179 148V149H180ZM194 148V147H193ZM217 148V149H218ZM230 148V149H229ZM96 149V148H95ZM179 149H178V151H179ZM189 149V148H188ZM202 149V148H201ZM163 150V149H162ZM182 150H184V149H182ZM205 150V149H204ZM233 150V151H232ZM92 151H94V150H92ZM167 150H164V152H162V151H160V150H158L157 152H156V154L157 153H161V159L162 158H167V164H174V166L176 167V168H179V169H184V167H186L187 168V165H188V168L189 169H191L192 168V166H191V168L189 167V160L187 161V162H185V163H183V161H184V159H185V157H188V155L186 156H182V155H180V153L179 154H177V155H175V153H169V151H167ZM189 151L191 152V149H189ZM201 151V150H200ZM214 151V150H213ZM217 151V150H216ZM253 151L254 152H257V154H253ZM44 152V151H43ZM104 152V151H103ZM193 152V151H192ZM192 152H191V154H192ZM198 152V151H197ZM204 152V151H203ZM202 152V153H203ZM235 152H238V149H237V151H235ZM41 153V152H40ZM76 153H77V151H76ZM98 153V152H97ZM136 152H132V154H135ZM184 153V152H183ZM194 153V152H193ZM207 153H210V150L207 148L206 150H205V152H204V154H205V156H208L209 157V154H207ZM224 153H222V154H224ZM43 154V153H42ZM88 154V153H87ZM159 154H157V155H159ZM172 155L171 157H170V155ZM195 154H197V153H195ZM236 154V153H235ZM238 154V153H237ZM228 155V154H227ZM234 155V154H233ZM257 155H258V157H257ZM260 155V156H259ZM85 156V155H84ZM139 156V155H138ZM141 156V155H140ZM151 156V155H150ZM156 156V155H155ZM165 156V157H164ZM191 156H193V155H191ZM195 156V155H194ZM197 156V155H196ZM195 156V157H196ZM211 156V155H210ZM214 156H215V154H214ZM229 156V155H228ZM237 156V155H236ZM236 156H234V157H236ZM246 156V157H247ZM54 157V156H53ZM181 157H184V158H182L181 160L179 159V158H181ZM198 157V156H197ZM212 157V156H211ZM217 157V156H216ZM216 157H212L213 159L214 158H216ZM245 157V158H246ZM255 157V156H254ZM133 158H135L134 156H133ZM132 158V159H133ZM142 158V157H141ZM145 158V157H144ZM148 158H150V157H148ZM151 158H152V156H151ZM159 157H157V159H158ZM190 158H192V157H189V159ZM220 158V157H219ZM218 157L216 158L217 160L219 159ZM227 158V157H226ZM231 158V157H230ZM238 158V157H237ZM239 158H240V156H239ZM248 158V157H247ZM250 158V157H249ZM131 158L129 157V160H130ZM154 159H156V158H154ZM188 159V158H187ZM194 159H196V158H194ZM201 159V158H200ZM199 159V160H200ZM209 159H210V157H209ZM233 159H235V158H233ZM244 159V158H243ZM253 158H251V160H252ZM260 159H263V158H260ZM56 160V159H55ZM144 160V159H143ZM146 160H148L147 158H146ZM183 160V161H182ZM247 160H249V159H247ZM251 160L249 161L250 163H251ZM256 159L254 158V162H257V161H255ZM201 161H204L203 159H201ZM215 161V160H214ZM213 161V162H214ZM220 161H221V159L219 160V163H220ZM223 161V160H222ZM245 161V160H244ZM253 161V160H252ZM78 162V163H79ZM129 162H132V161H128V163ZM205 162V161H204ZM218 162V161H217ZM224 162V161H223ZM228 162V161H227ZM245 162H247V161H245ZM253 162V163H254ZM263 162V165H264V160L262 161L261 160V163ZM79 163V164H80ZM125 163H127V162H125ZM133 164H134V161L132 162ZM222 163V162H221ZM220 163V164H221ZM244 163V162H243ZM258 163H260L259 161H258ZM261 163L260 164H258V165H261ZM66 164V163H65ZM117 164V163H116ZM133 164H132V166H131V168H133V167H135V168H133V169H131V170H133L134 172L136 171V169H139L140 167V165H139V163H138V168H136V166H133ZM142 164V163H141ZM190 164H192V162L190 163ZM204 164V163H203ZM209 164V163H208ZM227 164H230V163H227ZM226 164V165H227ZM240 164H241V162H240ZM71 165V164H70ZM131 165V164H130ZM135 165V164H134ZM192 165H194V164H192ZM211 166L213 165L212 163L210 164ZM219 165V164H218ZM223 165H225V163L223 164ZM250 165V164H249ZM255 165V164H254ZM128 166H129V164H128ZM146 166V165H145ZM209 166V165H208ZM82 167V166H81ZM195 167V166H194ZM215 166H213V168H214ZM232 166L230 165V168H231ZM242 167V166H241ZM241 167H240V169H241ZM255 167V166H254ZM261 167V166H260ZM89 168V167H88ZM157 168V167H156ZM196 168V167H195ZM216 168V167H215ZM222 168H224V167H222ZM227 168V167H226ZM236 168V167H235ZM256 168V167H255ZM125 169V168H124ZM129 169V168H128ZM127 169V170H128ZM148 169V168H147ZM188 169V170H189ZM197 170H198V168H196ZM234 169V168H233ZM236 169H238V168H236ZM240 169H238V171H240ZM243 169V168H242ZM254 169V168H253ZM140 170V169H139ZM139 170H137L138 171V173H140V171ZM149 170V169H148ZM153 170V169H152ZM156 170V169H155ZM228 170V169H227ZM232 170V169H231ZM244 170H245V168H244ZM246 170H248V171H250L251 172V170H249V169H246ZM129 171V170H128ZM141 171H142V169H141ZM147 170H145V172H146ZM165 171V170H164ZM184 170H182V172H183ZM199 171V170H198ZM220 171H222V172H225V171H223V170H221L220 169ZM229 171H230V169H229ZM235 170H233V172H234ZM238 171H235V174H237V172ZM253 171V170H252ZM258 171V170H257ZM151 172V171H150ZM189 172V171H188ZM232 172V171H231ZM123 173V172H122ZM142 173V172H141ZM140 173V174H141ZM147 173V172H146ZM146 173H144V171H143V174H146ZM153 173V172H152ZM152 173H150V175L151 176H153V174ZM156 173V172H155ZM159 173H161V171H159ZM163 173H165V172H163ZM192 174L194 173L193 171L191 172ZM230 173V172H229ZM228 172H225V175H223V173H221V175H223V176H221L220 175V180L219 181H221V179L223 180L222 181V183L221 184H223V182H224V180L226 181L227 180V175L226 174H228V175H232V173H230L229 174ZM239 173V172H238ZM242 173V172H241ZM256 173V172H255ZM185 175H187V172L186 173H184ZM189 174V173H188ZM195 174V173H194ZM244 174V173H243ZM253 174V173H252ZM135 175H136V172H135ZM156 175H158V174H156ZM162 175V174H161ZM238 175H240V174H238ZM257 175H258V173H257ZM138 176H140L139 174H138ZM145 176V175H144ZM147 176V175H146ZM149 176V175H148ZM166 176H167V173H166ZM170 176V175H169ZM195 176V175H194ZM196 178H198V175L196 174ZM235 176V175H234ZM249 176V175H248ZM247 175H246V177L245 178H247L248 177ZM254 176V175H253ZM256 176V175H255ZM263 176V175H262ZM143 177V176H142ZM141 177V178H142ZM157 177H159V176H157ZM163 177V176H162ZM161 177V178H162ZM171 177V176H170ZM188 177H193L192 175H190V176H188ZM235 177H237V176H235ZM240 177V176H239ZM243 177V176H242ZM258 177H259V175H258ZM258 177H257V179H258ZM140 178V177H139ZM141 178H140V180H141ZM150 178V177H149ZM155 179H157L156 177H154ZM172 178V177H171ZM195 177H193V180H195L194 179ZM219 178V177H218ZM230 178H232V177H230ZM234 178V177H233ZM256 178V177H255ZM260 178V177H259ZM159 179H160V177H159ZM170 179V178H169ZM176 179V178H175ZM187 179V178H186ZM189 179V178H188ZM192 179V178H191ZM191 179H189V180H191ZM199 179V178H198ZM198 179L197 180H195V182L197 181V182H199L198 181ZM201 180H203L202 178H200ZM211 179V178H210ZM212 179H214V178H212ZM211 179V180H212ZM237 180L239 179V178H236ZM243 179V178H242ZM250 179V178H249ZM137 180V179H136ZM153 180V179H152ZM162 180V179H161ZM192 180V181H193ZM240 181H242L243 182V180H241V178L239 179ZM238 180V181H239ZM253 180V179H252ZM264 180V179H263ZM263 180H262V177H261V181L263 182ZM151 181V180H150ZM159 181V180H158ZM188 181V180H187ZM186 181V182H187ZM206 181V180H205ZM215 181V180H214ZM248 181V180H247ZM247 181H246V183H247ZM260 181V180H259ZM202 182V181H201ZM212 182V181H211ZM216 182V181H215ZM244 182H245V180H244ZM149 183H151V182H149ZM190 183H192V182H190ZM207 183V182H206ZM245 183V184H246ZM248 183H249V181H248ZM257 183V182H256ZM139 184V183H138ZM145 184V183H144ZM186 184V183H185ZM208 184H209V182H208ZM257 185V184H256ZM261 186H262V184H260ZM211 186H212V184H211ZM252 186H254V187H256L255 185H252ZM260 188V187H259ZM264 188V187H263ZM260 189H262V188H260ZM190 192V191H189ZM218 192V191H217ZM215 195V194H214ZM148 196V195H147ZM216 196H218V195H216ZM234 196V195H233ZM236 196V195H235ZM215 197V196H214ZM225 197V196H224ZM217 200V199H216ZM241 201H245V200H241ZM218 203V202H217ZM253 203H255V202H253ZM173 205H174V203H173ZM226 205V204H225ZM225 205H224V207L222 206V208L223 209H225V211H223V212H226V214H228L227 216H225L224 215V217H225V219L227 218V220H228V222L231 220H233L232 222H234V223H236L237 222V224H241V225H243L244 224V226H245V223H244V219L243 218H241V217H238V216H240V215H243V214H241L240 213V211H238V210H235V211H230L229 209L230 208H225ZM168 206V205H167ZM228 206V205H227ZM169 207V206H168ZM191 207V206H190ZM229 207V206H228ZM169 209V208H168ZM179 209V208H178ZM153 211V210H152ZM205 214V213H204ZM219 215V214H218ZM232 215H235V216H237L236 218L235 217H233ZM223 219V218H222ZM230 221V222H231ZM225 223V222H224ZM232 224V223H231ZM253 224V223H252ZM257 224V223H256ZM224 225V224H223ZM240 226V225H239ZM249 226V225H248ZM254 226V225H253ZM214 227V226H213ZM243 227V226H242ZM241 227V228H242ZM263 227V226H262ZM234 228H236V227H234ZM234 228H232V229H234ZM249 228H251V227H249ZM229 229H231V228H229ZM232 229H231V231H232ZM257 229V228H256ZM239 230V229H238ZM242 230V229H241ZM240 230V231H241ZM244 230V229H243ZM251 230V229H250ZM229 231V230H228ZM263 231V230H262ZM254 232V231H253ZM229 233H231L230 231H229ZM236 232L234 231L233 232V234H235ZM232 234V233H231ZM232 234V235H233ZM238 234V233H237ZM255 234V233H254ZM236 235V234H235ZM239 235V234H238ZM236 236L237 238H239V239H241V240H246L247 242H249V243H251V244H253V245H260L261 244V242H259L258 240L257 241H253L254 240V238L253 237H251L250 235L249 236ZM241 235V234H240ZM200 239V238H199ZM190 240V239H189ZM206 240V239H205ZM191 241V240H190ZM194 241H196V240H194ZM212 241V240H211ZM209 242V241H208ZM263 246V245H262Z\"/></svg>",
    "mask_w": 264,
    "mask_h": 264
},
{
    "label": "crops",
    "instance_id": "3",
    "mask_svg": "<svg viewBox=\"0 0 264 264\" xmlns=\"http://www.w3.org/2000/svg\"><path fill=\"white\" fill-rule=\"evenodd\" d=\"M0 264H154V260L145 251L123 252L120 243L98 231L80 229L54 240L0 234Z\"/></svg>",
    "mask_w": 264,
    "mask_h": 264
}]
</instances>
